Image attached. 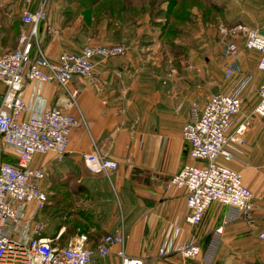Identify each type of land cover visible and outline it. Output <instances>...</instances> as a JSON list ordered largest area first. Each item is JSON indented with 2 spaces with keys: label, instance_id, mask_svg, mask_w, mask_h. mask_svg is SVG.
Here are the masks:
<instances>
[{
  "label": "crops",
  "instance_id": "crops-1",
  "mask_svg": "<svg viewBox=\"0 0 264 264\" xmlns=\"http://www.w3.org/2000/svg\"><path fill=\"white\" fill-rule=\"evenodd\" d=\"M39 2L33 0L30 9ZM93 3L45 0L46 18L33 34L31 25L22 22L24 1L0 0L1 53L14 49L22 36L31 37L33 51L38 46L51 60L62 51L79 52L87 45L118 43L124 50L121 55L99 60L90 76L72 78L69 88L77 91L73 106L66 105L65 93L55 82L35 87L25 80L23 97L30 110L56 106L79 120L61 160L51 152L34 156L32 166L45 174L40 189L46 201L40 209L35 201L25 203V217L34 214L33 221L44 224V234L56 237L60 244L85 233L88 246L94 247L104 235L124 234L122 244L112 245L106 256L94 258L92 264H120L116 254L120 249L141 258L143 264H182L177 253L158 255L161 243L165 239L174 244L194 239L205 252L213 230L222 223L224 210L212 205L200 224L190 225L185 189H166L169 178L183 164L197 163L189 157L181 128L192 102L202 105L210 94H229L237 88L241 112L250 114L262 79L258 54L244 48V31L225 39L237 47L233 56L226 52L227 43L219 46L214 38L209 39L208 32L205 42H200L199 34L178 29L173 51H184L187 60L162 58L160 32L148 23L152 8L148 10L145 4L143 19L136 20L133 7V13L126 12L121 21L95 14L90 9ZM215 56L221 62L217 73ZM230 63L235 71L226 78L224 68ZM4 91L0 84V98ZM92 152L114 160L117 167L90 171L83 155ZM1 159L14 163L16 155L3 146ZM225 164L239 171L252 191L253 222L240 219L223 225L209 264H264V239L258 238L264 232V118L251 117L242 153ZM188 263L205 264L200 259Z\"/></svg>",
  "mask_w": 264,
  "mask_h": 264
},
{
  "label": "built area",
  "instance_id": "built-area-1",
  "mask_svg": "<svg viewBox=\"0 0 264 264\" xmlns=\"http://www.w3.org/2000/svg\"><path fill=\"white\" fill-rule=\"evenodd\" d=\"M22 22L36 27L46 18L45 0H39L34 10L33 0H23ZM244 48L258 54L257 67L262 74L258 89V101L250 114L241 112L239 88L229 94L213 93L199 105L190 104L188 120L181 128V136L189 144V157L197 163H185L173 174L166 189L175 186L186 191L190 225L201 223L204 214L212 205L223 208L222 223L213 230L205 252L194 239L181 244L165 239L158 255L177 253L182 264L200 259L212 262L219 242L222 226L245 219L253 222V194L243 183L239 171L225 163L242 153L245 132L251 117L264 118V36L257 29H244ZM226 52L237 55L234 43H228ZM124 53L118 44L87 45L79 52L62 51L56 59L45 56L38 46L33 51L31 37L22 36L19 44L8 52H0V84L5 91L0 98V264H92L94 258L106 256L112 245L122 244L123 233L107 234L94 246H88V237L79 233L64 244L44 234V224L33 221L34 214L25 217V203L35 201L38 209L46 201L40 189L44 172L32 166L37 154L54 153L61 160L67 151L69 135L78 124V118L60 107L43 106L30 110L24 100L25 80L35 87L55 82L65 93V103L75 104L76 89L69 83L74 76L88 77L101 59ZM234 65L227 64L224 76L230 77ZM246 80L241 82V86ZM30 110V114L25 116ZM239 121L234 124V121ZM7 146L16 155L14 163L1 159L2 148ZM85 166L92 172L113 170L114 160L96 152L83 155ZM264 239V232L258 234ZM120 264H143L141 258L130 257L123 249L117 251Z\"/></svg>",
  "mask_w": 264,
  "mask_h": 264
},
{
  "label": "rangeland",
  "instance_id": "rangeland-1",
  "mask_svg": "<svg viewBox=\"0 0 264 264\" xmlns=\"http://www.w3.org/2000/svg\"><path fill=\"white\" fill-rule=\"evenodd\" d=\"M90 8L92 12L101 16L118 17L132 14L136 20L143 19L142 8L146 4L152 8V18L148 20L156 32H160V56L162 58H183L187 60L188 54L184 51H173V41L176 30L192 31L200 35V42H205L207 32L209 39L219 45L227 43L230 38L244 29L264 27V0H94ZM131 3V4H130ZM164 9L161 13L156 11ZM158 15V16H157ZM161 17V18H159ZM123 18V17H122ZM121 20V19H120ZM122 21V20H121ZM143 20H141L142 22ZM165 22L161 27V23ZM212 32V34H211ZM211 36V37H210ZM187 37H184V39ZM188 39V38H187ZM118 44V43H115ZM228 44V43H227ZM244 44V42H243ZM122 46L121 44H118ZM123 47V46H122ZM171 49V50H170ZM255 52V51H253ZM257 53V52H255ZM201 57V56H199ZM219 62V63H218ZM220 59L215 56L214 68L219 71ZM76 105V99L75 104ZM262 201V200H260ZM264 201L261 202L263 205Z\"/></svg>",
  "mask_w": 264,
  "mask_h": 264
},
{
  "label": "water",
  "instance_id": "water-1",
  "mask_svg": "<svg viewBox=\"0 0 264 264\" xmlns=\"http://www.w3.org/2000/svg\"><path fill=\"white\" fill-rule=\"evenodd\" d=\"M258 33H259L260 35L264 36V29H259V30H258Z\"/></svg>",
  "mask_w": 264,
  "mask_h": 264
},
{
  "label": "trees",
  "instance_id": "trees-1",
  "mask_svg": "<svg viewBox=\"0 0 264 264\" xmlns=\"http://www.w3.org/2000/svg\"><path fill=\"white\" fill-rule=\"evenodd\" d=\"M156 12H157V13H160V12H161V10L159 9V10H157ZM164 24H165V22H161V27H163V26H164Z\"/></svg>",
  "mask_w": 264,
  "mask_h": 264
}]
</instances>
